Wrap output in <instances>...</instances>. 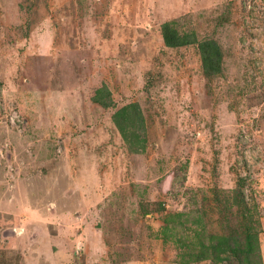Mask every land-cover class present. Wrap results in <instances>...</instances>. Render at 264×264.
I'll use <instances>...</instances> for the list:
<instances>
[{"label": "rangeland", "instance_id": "rangeland-1", "mask_svg": "<svg viewBox=\"0 0 264 264\" xmlns=\"http://www.w3.org/2000/svg\"><path fill=\"white\" fill-rule=\"evenodd\" d=\"M246 232L264 264V0H0V264H214Z\"/></svg>", "mask_w": 264, "mask_h": 264}, {"label": "trees", "instance_id": "trees-1", "mask_svg": "<svg viewBox=\"0 0 264 264\" xmlns=\"http://www.w3.org/2000/svg\"><path fill=\"white\" fill-rule=\"evenodd\" d=\"M163 38L165 45L170 48L187 46L198 42L193 34L181 35L177 30L167 25L163 28ZM198 46L205 75L210 77L218 74L221 70V49L217 42L205 40L200 42ZM107 96H109V92L99 89L95 94L94 102L103 107H108L112 102L110 101V103L106 100ZM113 121L123 138L130 143V149L134 150V140L140 138L138 134L144 128L143 111L140 105L133 103L124 106L114 113ZM143 142L138 146H141ZM243 240L239 236L230 238L226 235L220 238L212 237L210 241L206 240V242L201 239L200 246L201 248L205 247L206 253L214 264H221L224 261L227 262L226 264H254V251L256 248L253 246L257 245L254 237L246 232Z\"/></svg>", "mask_w": 264, "mask_h": 264}]
</instances>
